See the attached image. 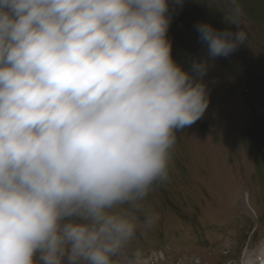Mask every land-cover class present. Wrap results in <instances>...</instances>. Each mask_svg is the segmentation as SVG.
<instances>
[{
  "label": "clouds",
  "instance_id": "9594fccd",
  "mask_svg": "<svg viewBox=\"0 0 264 264\" xmlns=\"http://www.w3.org/2000/svg\"><path fill=\"white\" fill-rule=\"evenodd\" d=\"M182 4L0 0V264H113L154 224L141 202L210 103L209 59L189 72L172 56ZM231 4L237 31L195 25L208 58L247 40Z\"/></svg>",
  "mask_w": 264,
  "mask_h": 264
},
{
  "label": "rangeland",
  "instance_id": "374dc122",
  "mask_svg": "<svg viewBox=\"0 0 264 264\" xmlns=\"http://www.w3.org/2000/svg\"><path fill=\"white\" fill-rule=\"evenodd\" d=\"M237 2L247 40L216 58L195 25L237 31L226 20L231 0H183L172 12V56L189 72L209 59L210 103L177 130L168 177L141 202L137 215H155L154 224L113 264H241L264 247V0Z\"/></svg>",
  "mask_w": 264,
  "mask_h": 264
}]
</instances>
